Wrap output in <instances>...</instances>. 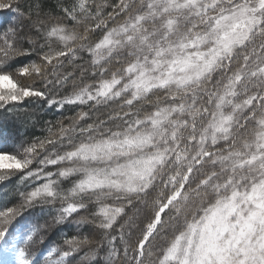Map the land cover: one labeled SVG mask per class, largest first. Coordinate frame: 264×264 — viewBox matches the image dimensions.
Returning a JSON list of instances; mask_svg holds the SVG:
<instances>
[{"label":"snow or ice","instance_id":"6c2138e0","mask_svg":"<svg viewBox=\"0 0 264 264\" xmlns=\"http://www.w3.org/2000/svg\"><path fill=\"white\" fill-rule=\"evenodd\" d=\"M56 8L0 0V110L60 114L0 131V264H264V0Z\"/></svg>","mask_w":264,"mask_h":264},{"label":"trees","instance_id":"16d2710c","mask_svg":"<svg viewBox=\"0 0 264 264\" xmlns=\"http://www.w3.org/2000/svg\"><path fill=\"white\" fill-rule=\"evenodd\" d=\"M41 2H42V6H43V8H44L45 11H52L54 13L57 12L56 5H57L58 0H41ZM70 68L68 67V70H70ZM70 88H71V86L69 84L66 89L62 90L61 95H63L66 92L70 91ZM81 107H84V106H81ZM113 109H115V105H112L111 108H109L107 106H100L99 107V110L100 111L99 112L98 111H95V112H98V113H96V115H95V113H93L92 119L94 120L98 116L100 118H106L107 114L110 111H112ZM76 110H79V108H77ZM85 110H87L86 107H85ZM62 112H63V117L65 118V120H64L65 121V124H67V123L70 122L66 118L72 117V116L75 115V111L72 110V106H66V110H62ZM57 118H60V114L59 113L55 114V116L51 112H48V113L39 112V113L33 114L32 117L29 118L30 120H29V122H27V124H26L27 126H25L23 128V136L22 137L24 138L25 141L31 142V139L33 138V135H36V136L46 135L47 133H46L45 129H46L47 126L45 124V121L50 120V119L55 120ZM13 127L14 126L9 125V124L0 125V131H2L5 136L13 135V132H14V130H13L14 128ZM15 138H16V136H15ZM17 139L18 138H16V141L18 142ZM17 178L15 179V181L14 180L11 181L7 185V187H5L4 189L2 187V189L0 191L2 194H0V196L3 197L2 198L3 200H6L7 199V196H8V195H5V192H7V191L9 192L19 182V177H17ZM64 186L67 187L68 185L65 184ZM10 198H11V200H10ZM8 199L7 200L9 202H4V201L1 200L0 208H3L5 205L9 207L12 203H14L16 201V196H13V197H9L8 196ZM58 206L59 205H57V207ZM54 214L55 213H53V215ZM56 228H57V230H59V226L56 227ZM88 230H89V227L88 226H86L83 229L84 232H87ZM67 233H68L69 236L73 235L75 233V228L73 227L71 229H68L67 230ZM51 239L54 240V241H58L61 244L63 243L62 234H60V236H52L51 235ZM78 258L79 257H77V259Z\"/></svg>","mask_w":264,"mask_h":264},{"label":"rangeland","instance_id":"374dc122","mask_svg":"<svg viewBox=\"0 0 264 264\" xmlns=\"http://www.w3.org/2000/svg\"><path fill=\"white\" fill-rule=\"evenodd\" d=\"M71 67V65H69V68ZM70 70H72V68H70ZM77 75H79V73H77ZM25 83H27L28 81H24ZM38 83V82H37ZM71 86V84H70ZM72 87V86H71ZM70 91H71V88H70ZM20 107V110L19 111H15V112H12V113H8V112H3V110H0V125H6V124H9V125H12L14 126L13 130V135L16 136V138H18V142L20 141H25L24 138L22 137L23 136V128L25 126H27V122H29V118L32 117L33 114H36V113H39V112H44V113H48V111H45V110H42L39 105L35 102V101H25L22 105L19 106ZM100 107V106H99ZM100 111V110H99ZM98 111V112H99ZM98 112H95V115L96 113ZM65 120V119H64ZM65 123V121H64ZM44 154H41V158ZM39 165L38 164H34L33 167H38ZM18 176H13L11 179L9 180H6L4 182H0V191L3 187V189L5 187H7V185L11 182V181H15V179L17 178ZM18 179V178H17ZM40 181H37V183H39ZM20 188L21 190H26L25 189V186L24 185H21L19 182L15 185V187L13 189H11L9 192H5V195H8L9 197H13V196H16V201L14 203H12L9 207L13 206L15 203H17L19 201V195L17 193V189ZM0 194H2L0 192ZM4 195V196H5ZM8 196H7V199H8ZM3 197L0 196V203H1V200L4 201V202H9L7 199L6 200H3L2 199ZM5 199V198H4ZM11 200V198H10ZM58 226H54L51 230V235L52 236H60V233H59V230H57ZM84 251H87V249H85ZM82 254L80 255H83V252H81Z\"/></svg>","mask_w":264,"mask_h":264}]
</instances>
